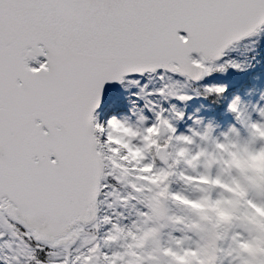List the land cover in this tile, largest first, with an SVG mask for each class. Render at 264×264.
<instances>
[{
    "label": "snow or ice",
    "instance_id": "snow-or-ice-1",
    "mask_svg": "<svg viewBox=\"0 0 264 264\" xmlns=\"http://www.w3.org/2000/svg\"><path fill=\"white\" fill-rule=\"evenodd\" d=\"M261 31L264 0H0V264H264V172L233 163L264 155V108L253 120L234 102L240 127L210 152L195 142L211 129L177 135L147 99L239 70L216 63ZM113 83L153 114L137 113L139 163L113 154L115 119L97 122Z\"/></svg>",
    "mask_w": 264,
    "mask_h": 264
},
{
    "label": "rangeland",
    "instance_id": "rangeland-1",
    "mask_svg": "<svg viewBox=\"0 0 264 264\" xmlns=\"http://www.w3.org/2000/svg\"><path fill=\"white\" fill-rule=\"evenodd\" d=\"M228 63L239 65V70L234 67H225L218 78L203 80L204 86L206 88L223 87L229 90L228 109L238 99L241 110L246 111L253 120H256L259 109L264 108V31L246 42L231 47L224 59L216 63V66L220 67ZM138 79L141 80V86L148 84L146 89L148 92L161 87V81L158 79L154 78L152 83L148 82L147 76ZM173 79L180 80L182 84L186 85L180 90V94L189 96L191 99L186 102L173 98L163 101L151 96L147 99L154 104L159 103L166 110L165 115L168 118L174 113H183L182 120L172 121L177 129V135H190L189 129L196 128V121H201V127L209 123L212 124L205 104L200 101L191 87L194 83L186 82L180 77H173ZM133 92H138V89L133 88L130 91H125L121 86L116 92L108 95L104 107L96 115L97 122L106 126L107 122L114 117L118 120L127 119L130 123H135L138 119V110H143L139 114L146 117V126H150L153 114L145 108V100L138 99L137 96L132 95ZM213 126L217 129V135L220 132L228 131L231 127H240L236 117H230L224 126ZM174 188H182V185H174ZM189 195H196V193L189 191Z\"/></svg>",
    "mask_w": 264,
    "mask_h": 264
},
{
    "label": "clouds",
    "instance_id": "clouds-1",
    "mask_svg": "<svg viewBox=\"0 0 264 264\" xmlns=\"http://www.w3.org/2000/svg\"><path fill=\"white\" fill-rule=\"evenodd\" d=\"M218 71L216 70L215 66L213 68V72ZM223 72V71H220ZM223 88V87H222ZM225 89V88H224ZM226 90V89H225ZM208 95H212L211 93H208ZM217 97H220L222 95H217ZM188 99H191V97L187 96ZM182 101V102H186ZM238 103V107L241 109V105L239 100L236 101ZM232 105H230V111H231ZM232 112V111H231ZM115 119L117 122L111 126V131L108 133V143L115 145V148L113 149V154L116 156H120L121 152H124L125 155L121 157L123 161H126L128 163H139L142 159H145L146 157L133 145V141L136 139L137 135L139 134L138 131L135 130V128H138L137 122L131 123L133 126H129L128 123H125L124 120H118ZM110 119V120H112ZM172 121H179L183 119V113H174L169 118ZM138 120V119H137ZM196 128L195 129H189L192 132L197 133V135H203L205 134L209 129H211L210 133V141H206L201 143L198 139L195 142V146L197 149H206L208 151L213 150V144L211 141H223L224 137L229 134V130L225 132H220L219 135L216 134V127L213 126V124L209 123L207 125H204L201 127V121H196ZM162 129L157 127L154 129H151L148 132L147 137H145V144L147 145V149H151L156 144V139L154 137H160L162 134ZM233 163L237 167L242 168H248L254 171H261L264 172V155H258L256 157H253L251 159H243L239 156L233 155ZM159 179V178H157ZM182 185V188H177L176 190L178 192H182L184 194L189 195V191L191 193H195V186L194 185H187V184H179ZM198 210L200 211H215L217 214L221 215L222 217L225 215L224 211L222 209H212L206 204H200L198 205ZM258 215H261V218L264 219V214L258 213ZM256 251L258 252L259 249L257 248Z\"/></svg>",
    "mask_w": 264,
    "mask_h": 264
},
{
    "label": "trees",
    "instance_id": "trees-1",
    "mask_svg": "<svg viewBox=\"0 0 264 264\" xmlns=\"http://www.w3.org/2000/svg\"><path fill=\"white\" fill-rule=\"evenodd\" d=\"M221 73L222 72L220 71H215L211 75L207 76V78H218ZM191 87L200 101L205 104L213 125L224 126L230 117H235V114L232 113L230 109H228L227 103L229 101V91L225 90L222 96L217 97L215 94H207L205 91L206 87L204 86V82L192 84Z\"/></svg>",
    "mask_w": 264,
    "mask_h": 264
},
{
    "label": "water",
    "instance_id": "water-1",
    "mask_svg": "<svg viewBox=\"0 0 264 264\" xmlns=\"http://www.w3.org/2000/svg\"><path fill=\"white\" fill-rule=\"evenodd\" d=\"M253 38V37H252ZM249 39H251V38H249ZM249 39H246V40H243V41H240V42H237V43H235V44H233L231 47H233V46H236V45H238V44H241V43H243V42H245V41H247V40H249ZM230 47V48H231ZM229 48V49H230ZM228 49V50H229ZM228 50H226V53L228 52ZM225 53V54H226ZM224 58V57H223ZM223 58L221 59V60H223ZM220 60V61H221ZM220 61H218L217 63H219ZM200 82V81H199ZM199 82H192V83H199ZM120 85L119 84H115V83H113V84H108V85H106L105 86V89H104V93H103V101H102V105H101V107L99 108V109H97V112L95 113V115L101 110V108L104 106V103H105V100H106V98H107V96L110 94V92L112 91H115L118 87H119Z\"/></svg>",
    "mask_w": 264,
    "mask_h": 264
},
{
    "label": "bare ground",
    "instance_id": "bare-ground-1",
    "mask_svg": "<svg viewBox=\"0 0 264 264\" xmlns=\"http://www.w3.org/2000/svg\"><path fill=\"white\" fill-rule=\"evenodd\" d=\"M245 42H246V41H245ZM120 87H121V86H119V87H118L115 91H113V92H116ZM113 92L111 91L110 94L113 93ZM110 94H109V95H110ZM107 97H108V96H107ZM106 101H107V98H106V100H105V103H106ZM105 103H104V104H105ZM96 115H97V114H96Z\"/></svg>",
    "mask_w": 264,
    "mask_h": 264
}]
</instances>
